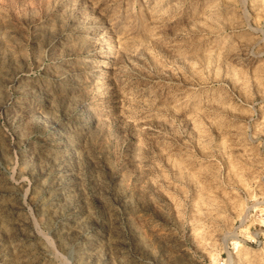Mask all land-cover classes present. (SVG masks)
Masks as SVG:
<instances>
[{
	"label": "rangeland",
	"instance_id": "rangeland-1",
	"mask_svg": "<svg viewBox=\"0 0 264 264\" xmlns=\"http://www.w3.org/2000/svg\"><path fill=\"white\" fill-rule=\"evenodd\" d=\"M0 264H264V0H0Z\"/></svg>",
	"mask_w": 264,
	"mask_h": 264
},
{
	"label": "bare ground",
	"instance_id": "bare-ground-1",
	"mask_svg": "<svg viewBox=\"0 0 264 264\" xmlns=\"http://www.w3.org/2000/svg\"><path fill=\"white\" fill-rule=\"evenodd\" d=\"M99 70H102V68H100Z\"/></svg>",
	"mask_w": 264,
	"mask_h": 264
}]
</instances>
